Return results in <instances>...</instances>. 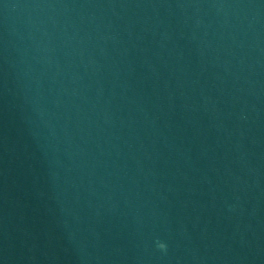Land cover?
<instances>
[{"label":"water","instance_id":"water-1","mask_svg":"<svg viewBox=\"0 0 264 264\" xmlns=\"http://www.w3.org/2000/svg\"><path fill=\"white\" fill-rule=\"evenodd\" d=\"M0 264H264V0H0Z\"/></svg>","mask_w":264,"mask_h":264}]
</instances>
